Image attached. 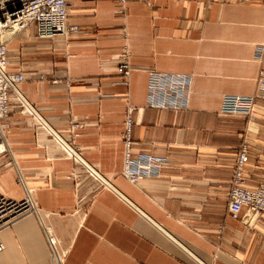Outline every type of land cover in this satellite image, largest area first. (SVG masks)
<instances>
[{
	"label": "crops",
	"instance_id": "crops-1",
	"mask_svg": "<svg viewBox=\"0 0 264 264\" xmlns=\"http://www.w3.org/2000/svg\"><path fill=\"white\" fill-rule=\"evenodd\" d=\"M120 8L121 0H69L80 33L40 41L32 25L8 44L9 71L28 78L20 87L27 101L55 130L84 125L78 147L110 187L69 179L74 162L13 105L0 196L25 197L16 163L63 264H264V217L248 225L245 209L235 219L228 207L242 145L250 149L247 185L264 176V101L250 119L219 113L223 95L253 94L264 72V0H128L124 14ZM126 50L129 84L116 85ZM150 71L192 75L190 108L148 107ZM130 107L133 158L169 162L136 185L122 175ZM0 239V264H52L34 215Z\"/></svg>",
	"mask_w": 264,
	"mask_h": 264
},
{
	"label": "built area",
	"instance_id": "built-area-1",
	"mask_svg": "<svg viewBox=\"0 0 264 264\" xmlns=\"http://www.w3.org/2000/svg\"><path fill=\"white\" fill-rule=\"evenodd\" d=\"M128 0H121L118 13L124 14ZM69 0H0V147L7 145L6 130L11 124L13 105L21 109L23 115L32 119L37 133L46 134L60 149L63 158L74 162L75 168L69 179L77 185L89 182L93 190L110 187L109 182L100 172L90 165L83 157L78 147V132L84 128L79 122H72L66 132L55 130L43 116L32 106L22 93L20 87L27 81L23 71H9L10 58L8 44L18 35L35 25L36 38L40 41H54L58 37L68 39L71 35L80 33L81 27L69 21ZM152 6L150 2H147ZM260 48V51L261 52ZM261 59V55L257 56ZM131 66L129 52L126 50L124 58L118 64L120 80L116 85L129 84ZM38 81H47L44 75ZM54 79L52 83H57ZM194 77L192 75H174L150 71L147 106L156 109L187 110L190 108L194 93ZM264 101V72L256 80L255 92L251 95H223L219 113L222 115L244 116L251 118L259 109L258 102ZM130 107L126 120V130L123 135L125 145V166L122 175L132 184H138L141 179L158 177L163 167L169 164L164 157L149 154H139L133 158L132 151V113ZM3 152V153H4ZM2 154V153H1ZM250 163V149L247 144L241 146L232 169L231 189L228 194L230 215L238 219L242 211L245 213L242 221L253 225L264 217V176L256 187L247 185L246 170ZM19 180L23 186L25 197L22 201H14L0 196V233L12 226L19 219L34 215L39 220L44 237L49 246L52 264H63L59 260V253L53 233L45 226L41 212L33 191L26 185L20 171ZM4 245L0 239V252Z\"/></svg>",
	"mask_w": 264,
	"mask_h": 264
},
{
	"label": "rangeland",
	"instance_id": "rangeland-1",
	"mask_svg": "<svg viewBox=\"0 0 264 264\" xmlns=\"http://www.w3.org/2000/svg\"><path fill=\"white\" fill-rule=\"evenodd\" d=\"M21 45L28 46L26 42H24V43L21 44ZM21 45H20V46H21ZM11 55H12V57H17L18 52H17L16 50H11ZM25 61H27V59H22L21 61H19V60H15V62H16L17 64H18V63L25 62ZM248 118H249V117H248ZM249 119H250V118H249ZM14 166H15V168H16V170H17V173H19V172H18L19 169L17 168L16 163H14ZM18 176H19V174H18ZM24 181H25V180H24ZM18 183L21 184V182H20V180H19V177H18ZM22 187H23V186H22Z\"/></svg>",
	"mask_w": 264,
	"mask_h": 264
},
{
	"label": "bare ground",
	"instance_id": "bare-ground-1",
	"mask_svg": "<svg viewBox=\"0 0 264 264\" xmlns=\"http://www.w3.org/2000/svg\"><path fill=\"white\" fill-rule=\"evenodd\" d=\"M22 34V33H21ZM20 34V35H21ZM20 35H18V36H20ZM5 149H7V147H6V145H3V146H1L0 147V155H1V153L3 154V152H4V150ZM5 153V152H4ZM42 216V215H41ZM45 224V223H44ZM46 226V225H45ZM52 233H53V231L48 227V226H46ZM53 236H54V233H53ZM54 239H55V241H56V245H57V249H58V242H57V239H56V237L54 236ZM58 253H59V251H58ZM59 255V260L62 262L63 261V258H62V256L60 255V253L58 254ZM50 257H51V252H50ZM51 261H52V257H51Z\"/></svg>",
	"mask_w": 264,
	"mask_h": 264
}]
</instances>
